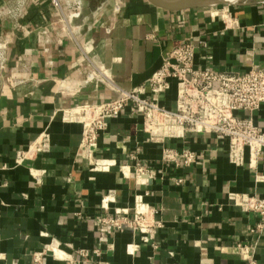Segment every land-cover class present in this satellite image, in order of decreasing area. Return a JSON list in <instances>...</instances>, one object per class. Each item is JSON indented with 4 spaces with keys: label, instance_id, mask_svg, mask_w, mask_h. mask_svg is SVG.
Instances as JSON below:
<instances>
[{
    "label": "crops",
    "instance_id": "0c3cea01",
    "mask_svg": "<svg viewBox=\"0 0 264 264\" xmlns=\"http://www.w3.org/2000/svg\"><path fill=\"white\" fill-rule=\"evenodd\" d=\"M16 1L0 0V264H36L39 255L38 264H248L238 244L255 246L264 263V229L254 231L261 216L228 202L230 192L264 198L258 178L264 160L257 170L232 164L226 142L213 134L151 138L143 118L126 113L108 120L97 152L117 165L94 171L82 125L66 122L61 112L115 98L116 88L145 85L164 54L185 40L208 44L197 50L196 68H264V0L184 9L156 0H83L84 17L66 14L67 22L52 0H22L21 12L8 14L18 9ZM96 68L110 80L89 79ZM176 97L173 86L161 103L174 109ZM254 120L264 130V104ZM45 130L52 149L17 165L16 152ZM166 147L189 148L198 161L191 167L166 163ZM137 162L155 173L148 186L119 169ZM178 178L184 182L177 184ZM147 190L145 201L164 222L149 243L129 230L104 232L105 195L112 192L107 210L115 214L131 210L135 196ZM130 244L138 245L135 252ZM50 245L59 246L58 255ZM83 249L88 258L79 254Z\"/></svg>",
    "mask_w": 264,
    "mask_h": 264
},
{
    "label": "built area",
    "instance_id": "2783aa9c",
    "mask_svg": "<svg viewBox=\"0 0 264 264\" xmlns=\"http://www.w3.org/2000/svg\"><path fill=\"white\" fill-rule=\"evenodd\" d=\"M54 6L63 14L64 21L68 17L76 18L82 14L83 0H52ZM17 10H8V14H18L22 10L23 1L17 0ZM66 14L68 17H66ZM203 40L199 44L185 40L163 56L161 67L151 76L148 82L132 90L117 89L119 95L115 98L89 102L61 110L66 122L82 125V145L94 171L110 169L117 163L113 160L99 158L97 152L99 141L104 131L108 129L110 118H119L130 113L141 116L144 130L151 138L186 139L195 134H213L228 146L230 162L236 166L248 163L251 169L257 170L260 160H264V130L254 120V112L264 104V68L254 67L245 72H222L195 67L197 50L207 47ZM5 40L0 41V64L3 62ZM89 74V79L96 77L110 80L104 69L96 68ZM176 87V107L170 109L161 103L162 95ZM146 96V94H148ZM245 112L239 116L238 112ZM52 149L51 134L43 131L28 146L18 150L15 156L17 165L34 160L40 153ZM248 152L249 160H246ZM197 153L189 148L178 150L166 147L163 150V161L175 163L177 166L191 167L198 161ZM129 168L128 174L125 169ZM124 176L136 178L139 185L148 186L155 178V173L146 165L137 162L134 166H119ZM36 176L35 173H33ZM264 181V176L258 177ZM177 184L184 182L183 178L176 180ZM109 192L103 197L99 222L104 232L132 231L141 235L143 242L149 243L150 236L164 226L160 210L145 201L149 190L135 196L132 209H119L111 214L108 204L114 198ZM228 202L237 206L243 212H254L261 216L262 221L254 231L264 229V198L248 193L230 192ZM48 248L58 255L59 246ZM138 245L130 244L128 250L135 252ZM157 248V245H153ZM237 251L244 255L248 264H264L255 257V246L238 244ZM85 258L89 250H79ZM40 256V255H39ZM39 256L35 263L40 261Z\"/></svg>",
    "mask_w": 264,
    "mask_h": 264
},
{
    "label": "water",
    "instance_id": "95a60500",
    "mask_svg": "<svg viewBox=\"0 0 264 264\" xmlns=\"http://www.w3.org/2000/svg\"><path fill=\"white\" fill-rule=\"evenodd\" d=\"M157 2L174 8H201V7H219L241 4V0H156ZM85 8H83L80 18L84 17Z\"/></svg>",
    "mask_w": 264,
    "mask_h": 264
},
{
    "label": "rangeland",
    "instance_id": "374dc122",
    "mask_svg": "<svg viewBox=\"0 0 264 264\" xmlns=\"http://www.w3.org/2000/svg\"><path fill=\"white\" fill-rule=\"evenodd\" d=\"M5 40V38H0V41H4ZM0 52H1V50H0ZM0 56H1V54H0Z\"/></svg>",
    "mask_w": 264,
    "mask_h": 264
}]
</instances>
